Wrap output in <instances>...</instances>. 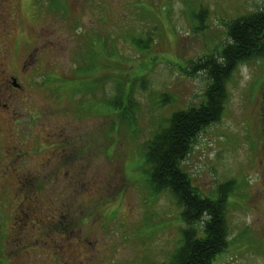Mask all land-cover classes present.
Instances as JSON below:
<instances>
[{"label": "rangeland", "instance_id": "374dc122", "mask_svg": "<svg viewBox=\"0 0 264 264\" xmlns=\"http://www.w3.org/2000/svg\"><path fill=\"white\" fill-rule=\"evenodd\" d=\"M261 7L0 0V264H168L182 209L148 181L147 143L203 101L205 77L187 62L220 49L226 24ZM120 87L130 113L126 101L106 103ZM224 90L219 119L182 167L203 197L229 184L227 246L211 264H264V56L238 66Z\"/></svg>", "mask_w": 264, "mask_h": 264}, {"label": "trees", "instance_id": "16d2710c", "mask_svg": "<svg viewBox=\"0 0 264 264\" xmlns=\"http://www.w3.org/2000/svg\"><path fill=\"white\" fill-rule=\"evenodd\" d=\"M225 28L220 49L187 62V71L183 68L189 75L201 73L205 77L203 101L174 113L169 126L161 128L146 146L148 181L154 189L168 192L182 209L180 245L168 264H211L227 246L224 197L229 184L218 187L215 199L203 197L182 165L198 133L219 119L230 74L242 63L264 56V7L232 19ZM135 45L138 49L139 42ZM132 72H126L122 79L126 82ZM124 90L120 87L121 96L106 103L116 108L121 100L126 101L130 113L133 102L130 92ZM12 229L17 232V226Z\"/></svg>", "mask_w": 264, "mask_h": 264}]
</instances>
